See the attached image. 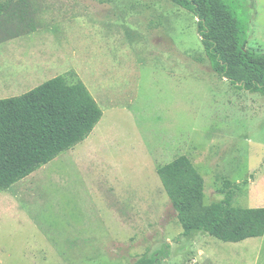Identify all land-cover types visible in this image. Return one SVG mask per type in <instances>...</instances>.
<instances>
[{
	"label": "rangeland",
	"instance_id": "rangeland-1",
	"mask_svg": "<svg viewBox=\"0 0 264 264\" xmlns=\"http://www.w3.org/2000/svg\"><path fill=\"white\" fill-rule=\"evenodd\" d=\"M120 1L29 0L25 16L16 0L0 13V99L66 76L103 113L83 142L0 193V264H264V235L182 236L156 173L184 155L205 206L232 191V206L264 207V97L211 69L190 12L140 1L135 22L134 2ZM237 13L246 49L264 53V0ZM30 22L39 32L23 36Z\"/></svg>",
	"mask_w": 264,
	"mask_h": 264
},
{
	"label": "trees",
	"instance_id": "trees-1",
	"mask_svg": "<svg viewBox=\"0 0 264 264\" xmlns=\"http://www.w3.org/2000/svg\"><path fill=\"white\" fill-rule=\"evenodd\" d=\"M16 0H0V13ZM190 12L211 69L243 91L264 97V53L246 49L247 20L239 17L240 0H168ZM102 111L77 80L56 76L16 97L0 99V193L58 155L83 142ZM177 214L182 236L205 233L239 243L264 235V207L232 206V191L222 202L205 206L204 180L190 159L175 157L156 171ZM133 264H159L143 255Z\"/></svg>",
	"mask_w": 264,
	"mask_h": 264
},
{
	"label": "crops",
	"instance_id": "crops-1",
	"mask_svg": "<svg viewBox=\"0 0 264 264\" xmlns=\"http://www.w3.org/2000/svg\"><path fill=\"white\" fill-rule=\"evenodd\" d=\"M126 1L127 2H129V1H133L134 2V4L131 5V8L135 9L134 11H135L136 16L132 17V19H133V21L138 22V19H140V17L138 18V15H142V14L139 12V10H136V6L139 5L138 2H140V1H144L145 2V1H149V0H121L120 2L124 3ZM160 1L161 0H157V2H160ZM166 1L169 2L168 0H166ZM21 5H24V6L27 5L28 6V8L26 9L27 11H22V9H21V14H25V16H27V15L31 16L32 13H30L31 10H29L30 9L29 8L30 7L29 0H27V1L21 0ZM100 5H102V4H100ZM100 5H97V6H100ZM107 11L108 10H106V13H107ZM112 13H113V11H112ZM149 13H150V10H149ZM24 21H25V19H21V22H24ZM149 30L153 31L156 37L159 36L158 30H157V26H155V27H153V28H151ZM37 32H39V29L35 25H33V23L30 22V25H29V28H28V32H26L23 36H28V35L33 36V35H36ZM23 36H21V37H23ZM20 184H21V180L19 181L18 186Z\"/></svg>",
	"mask_w": 264,
	"mask_h": 264
}]
</instances>
